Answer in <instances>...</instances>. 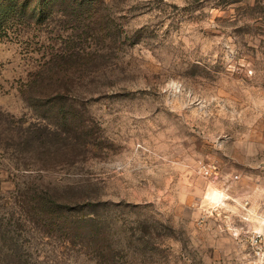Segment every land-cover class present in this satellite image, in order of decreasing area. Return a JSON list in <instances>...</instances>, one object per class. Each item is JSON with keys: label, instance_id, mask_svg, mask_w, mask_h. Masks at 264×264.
I'll list each match as a JSON object with an SVG mask.
<instances>
[{"label": "rangeland", "instance_id": "1", "mask_svg": "<svg viewBox=\"0 0 264 264\" xmlns=\"http://www.w3.org/2000/svg\"><path fill=\"white\" fill-rule=\"evenodd\" d=\"M74 5L0 0V208L18 181H82L103 264H264L233 231V199L264 189V0H99L81 74ZM38 128L88 144L44 164ZM25 235L42 264H102Z\"/></svg>", "mask_w": 264, "mask_h": 264}, {"label": "trees", "instance_id": "2", "mask_svg": "<svg viewBox=\"0 0 264 264\" xmlns=\"http://www.w3.org/2000/svg\"><path fill=\"white\" fill-rule=\"evenodd\" d=\"M72 1L77 10L73 20L80 29L72 54L75 58L74 69L81 74L88 66V58L92 59L93 56L100 55L99 49L88 45L87 40L101 41L105 39L103 37L105 35L93 31V27L90 26L93 23L96 25L95 29L102 25L101 19H98L100 16H97L100 8L95 6L99 0ZM50 2L59 3L60 0H50ZM55 98L63 102L64 94L58 92ZM57 108L62 112V118H67L66 103L62 104L59 101ZM43 131H46L45 134L40 133L38 128L30 136L34 141L39 139V144L25 147L18 143L11 146L18 151H26L29 147V150L36 152L42 161L48 160L44 164H62L61 160L55 161L58 153L65 156L88 144L86 138L82 140L70 138L71 136L64 134V131L48 128ZM12 186L13 189L8 190L11 193V206L5 211L4 207L0 208L3 211V214L0 211V264H42L33 256L34 253L31 254L34 246H31V239L26 238L25 235L31 233H39L42 239L56 236L66 246L79 244L85 249L97 248L99 261L103 264L107 260L104 246L106 239L108 240V232L105 233L101 228L97 231L90 227L96 214L89 209L92 205L90 199L88 202L85 201L88 197L84 195L86 194L84 191L87 190L88 184L82 181L65 184H43L32 181L30 184H23L18 181ZM85 209L87 211H84Z\"/></svg>", "mask_w": 264, "mask_h": 264}, {"label": "built area", "instance_id": "3", "mask_svg": "<svg viewBox=\"0 0 264 264\" xmlns=\"http://www.w3.org/2000/svg\"><path fill=\"white\" fill-rule=\"evenodd\" d=\"M204 166L209 173V167ZM233 200L236 207L234 214L239 222L233 226L234 235L256 260L264 263V189L259 199L244 196Z\"/></svg>", "mask_w": 264, "mask_h": 264}]
</instances>
